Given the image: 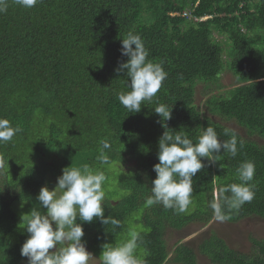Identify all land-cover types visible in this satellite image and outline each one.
Segmentation results:
<instances>
[{
    "label": "trees",
    "instance_id": "1",
    "mask_svg": "<svg viewBox=\"0 0 264 264\" xmlns=\"http://www.w3.org/2000/svg\"><path fill=\"white\" fill-rule=\"evenodd\" d=\"M6 2L7 10L0 12V118L21 131L0 143V264H28L21 256L28 237L22 234L15 242L22 221L11 205L30 203L42 187L52 189L72 165L103 171L105 194L122 193L114 198L118 203L103 205L105 217H114L118 225L77 220L87 251L98 261L103 245L122 244L135 232L140 237L135 254L145 264H165L170 254L167 228L209 223L215 188L222 202L221 188L239 182L237 168L244 161L256 165L251 181L255 197L239 211L228 212L227 221L264 218V145L240 135L243 148L237 156L222 149L219 161L203 159L205 167L193 177L185 212L159 203L147 210L159 140L166 130H182L195 143L212 126L222 141L230 139L225 127L195 106L198 84L219 90L221 74L231 71L241 85L211 96L208 111L264 139V0H37L31 8ZM186 11L190 16H183ZM129 32L141 36L148 59L162 61L168 73L157 95L144 101L138 113L118 100L121 92L131 90L126 71H116L128 60L121 49ZM158 104L172 109L170 120L155 113ZM104 138L110 141L108 163L97 158ZM131 163L136 169L124 171ZM253 244L257 254L244 257L213 235L198 252L211 264H264V240ZM171 261L196 264L197 259L182 244Z\"/></svg>",
    "mask_w": 264,
    "mask_h": 264
},
{
    "label": "clouds",
    "instance_id": "2",
    "mask_svg": "<svg viewBox=\"0 0 264 264\" xmlns=\"http://www.w3.org/2000/svg\"><path fill=\"white\" fill-rule=\"evenodd\" d=\"M16 3L31 8L37 0H16ZM6 10V0H0V12ZM179 15L170 14L172 17ZM186 15V12L183 13V16ZM121 54L128 57V60L120 63L116 71H126L131 90L121 92L118 100L130 113H138L144 101H150L157 95L168 78V73L164 70L162 61L154 63L148 59L149 51L138 34L129 32L122 39ZM154 111L164 121L171 119L172 109L169 110L165 104H158ZM20 131L19 126H13L6 118H0V143L10 142ZM224 135L230 136V139L222 141L214 127L208 126L194 143L182 130L176 133L166 130L159 140V163L153 167L157 177L152 181V195L147 203L162 204L164 208H171L178 214L185 212L192 201L193 177L205 167L203 159L219 161L222 149L224 154L235 157L239 149L243 148V141H238L235 131L225 129ZM100 145L97 158L102 163H108L105 150L110 148V141L104 138ZM255 170L256 165L251 160L239 165V182L221 188L222 202L213 200L210 204L216 219H230L228 212L239 211L245 203L254 199L255 184L251 181ZM106 179L103 171L93 170L87 164L80 167L72 165L65 168L63 174L57 178L54 190H49L48 187L40 189L37 197L39 206L22 217L27 230L24 235L28 239L22 245L21 256L27 258L28 264H89L93 256L86 249L82 240L84 229L77 220L92 223L94 219H99L105 225L119 224L117 219L112 216L106 218L104 214L103 185ZM226 192L231 195L224 196L223 193ZM41 208L46 211H41ZM139 240V235L132 232L130 239L122 244L103 245L99 261L101 264H145L135 254Z\"/></svg>",
    "mask_w": 264,
    "mask_h": 264
},
{
    "label": "rangeland",
    "instance_id": "3",
    "mask_svg": "<svg viewBox=\"0 0 264 264\" xmlns=\"http://www.w3.org/2000/svg\"><path fill=\"white\" fill-rule=\"evenodd\" d=\"M186 13L190 16V13L186 11ZM207 18L203 19L206 20ZM218 36V35H217ZM222 40L221 37H219ZM224 59L227 61L228 57L225 56ZM218 84L220 85V89L218 90L216 86L210 87L206 84H198L196 87V96H195V106L201 112V115L210 117L212 120L220 124L222 127L226 129L233 130L237 135H240L241 139L246 142H254L256 141L258 145H264V139L253 136L249 133V131L244 130L243 127L238 126L234 121L225 119L219 115L211 114L208 111V106L206 102L208 99L211 98L213 95L225 94L227 91L232 90L235 87L240 86L241 84L236 80L235 76L232 74L231 71L226 70L221 74L219 78ZM136 169L134 164H129L128 169L123 168L124 171H133ZM57 185L54 187L49 188L50 190H54ZM107 186L115 187L113 184H107ZM47 187V186H46ZM113 192V194L106 195L104 203L107 201H111V203H118L117 199H120L122 193H116V190H108ZM116 193V194H115ZM214 198L218 201L219 198V188L216 187L214 190ZM23 197L27 195L22 193ZM111 197V198H110ZM116 200H115V199ZM39 206V201L37 198L33 199L30 203L20 204L14 203L11 205V210L21 219L22 223L17 232L15 237V242L20 241V237L23 234H27V230L25 224L22 220V217L26 214H30L33 208H37ZM152 206H148L147 210ZM41 211H46L45 209H40ZM213 218L207 224H190L181 230H175L172 228H167L165 234V242L167 245V249L170 252L168 260L165 264H173L171 261L173 253L177 246L179 245H187L191 248L195 254L197 262L196 264H211V262L201 255L198 252L199 246L210 236L215 235L216 237L225 241L226 245L243 255L244 257H251L257 254V250L253 244V241H261L264 240V218L259 216L254 217H245L237 221H219L216 219L215 215L212 216ZM140 218V217H138ZM82 240H87L86 237H83ZM89 252V251H88ZM90 253V252H89ZM93 259L89 261V264H100L97 258L92 254Z\"/></svg>",
    "mask_w": 264,
    "mask_h": 264
}]
</instances>
